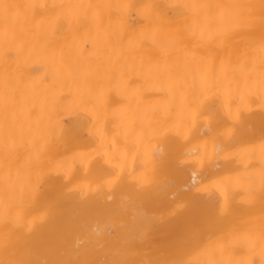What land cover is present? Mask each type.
<instances>
[{
    "label": "bare ground",
    "instance_id": "1",
    "mask_svg": "<svg viewBox=\"0 0 264 264\" xmlns=\"http://www.w3.org/2000/svg\"><path fill=\"white\" fill-rule=\"evenodd\" d=\"M0 264H264V0H0Z\"/></svg>",
    "mask_w": 264,
    "mask_h": 264
}]
</instances>
